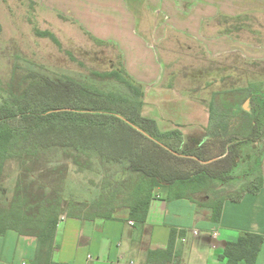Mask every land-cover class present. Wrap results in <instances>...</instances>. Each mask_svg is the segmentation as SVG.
Wrapping results in <instances>:
<instances>
[{"label":"trees","instance_id":"1","mask_svg":"<svg viewBox=\"0 0 264 264\" xmlns=\"http://www.w3.org/2000/svg\"><path fill=\"white\" fill-rule=\"evenodd\" d=\"M94 73L115 79L123 89L36 70L16 74L6 87L0 84V183L7 162L15 161L20 171L12 196L0 195V234L11 229L35 236L31 264H60L53 261L52 250L64 214L92 221L126 209L130 219L144 223L154 189L167 186L172 196L208 208L218 222L225 200L260 190L262 176L251 169L254 162L260 168L264 156V97L256 87L247 94L249 110L239 104L240 96L231 97L238 102L233 107L228 99L220 108L213 105L208 139L191 141L179 128L161 131L154 119L142 115V89L125 70L121 54L118 69ZM247 154L243 165L240 159ZM61 157L99 181L94 198L75 197L64 179ZM225 172L224 181H216ZM233 184L239 187L226 188ZM199 194L209 199L197 200ZM175 234L172 229L168 255ZM263 241L261 234L247 232L228 241L219 256L228 264H255Z\"/></svg>","mask_w":264,"mask_h":264},{"label":"crops","instance_id":"2","mask_svg":"<svg viewBox=\"0 0 264 264\" xmlns=\"http://www.w3.org/2000/svg\"><path fill=\"white\" fill-rule=\"evenodd\" d=\"M40 4L117 47L125 70L142 89L144 116L147 104L166 92L167 86L160 84L163 66L156 48L166 29L196 39L211 57L237 51L246 57L254 53V45L233 36V28L224 31L222 18L231 24L247 15L264 14V0H145V10L135 1L132 4L139 9L132 10L126 0H40ZM146 10L166 18L179 10V19L150 21V16L143 15ZM183 127L174 123V129ZM262 175L258 192L224 201L218 222L210 218L208 208L189 198L172 196L167 186L154 189L144 223L130 219L126 209L116 211L111 218L92 221L64 214L56 225L52 259L60 264H228L219 256L228 241L247 232L264 238V171ZM196 198L209 199L203 194ZM172 229L176 234L173 252L168 255ZM36 247L35 236L7 230L0 234V264H31ZM255 264H264V241Z\"/></svg>","mask_w":264,"mask_h":264},{"label":"rangeland","instance_id":"3","mask_svg":"<svg viewBox=\"0 0 264 264\" xmlns=\"http://www.w3.org/2000/svg\"><path fill=\"white\" fill-rule=\"evenodd\" d=\"M134 1L135 5H141L145 0H126L132 10H138L139 7L137 9L132 4ZM141 6L144 9V4ZM150 12L146 10L143 14L147 18L150 16V21L154 19L165 23L179 19L176 17L179 10L170 15L166 13L167 18L162 13L156 16ZM222 21L223 30L233 28V36L254 45V53L243 57L238 51L226 52L211 57L196 39L167 29L162 40L156 44L163 66L160 84H165L167 88H164V94L154 97L152 103L147 104L145 116L154 119L161 131L172 130L174 123L180 122L185 126L181 128L185 139H208L203 130L205 125L208 127L213 105L220 108L225 99L235 96L245 99L252 87L262 92L264 53L260 51L264 50V14L247 15L231 24L224 18ZM43 32L52 34L56 40ZM119 54L114 44L96 41L75 23L43 7L40 0H0V84L5 87L12 82L13 76L17 77L16 74L36 70L51 77L69 75L94 82L104 89H123L115 79H103L94 73L118 69ZM251 106L246 100L244 107ZM240 112L235 108V114ZM247 157L248 154L240 159V163L245 165ZM60 164L64 179L77 199L90 200L96 196L99 181L95 177L79 172L65 157L60 158ZM251 169L256 170L254 172L263 180L264 166L259 168L254 162ZM19 173L15 161L7 162L6 177L0 183L2 197L9 199L12 196ZM229 173L234 174L235 170ZM226 175L228 172L217 176L216 181L223 182ZM238 186L233 184L226 188L234 190Z\"/></svg>","mask_w":264,"mask_h":264},{"label":"flooded vegetation","instance_id":"4","mask_svg":"<svg viewBox=\"0 0 264 264\" xmlns=\"http://www.w3.org/2000/svg\"><path fill=\"white\" fill-rule=\"evenodd\" d=\"M262 94H263V97H264V88L262 89ZM227 99L230 100V102H232L231 105H230V106H232V107L235 106V104H238V102H236V100H237L236 98H234V99H233V98H227ZM243 100H244V102H240L239 104H240L241 106L244 107V104H245V101H246V100H248V101L250 102V97H246V98L243 99ZM224 101H225V100H224ZM249 109H250V108L248 107L247 110H249Z\"/></svg>","mask_w":264,"mask_h":264},{"label":"built area","instance_id":"5","mask_svg":"<svg viewBox=\"0 0 264 264\" xmlns=\"http://www.w3.org/2000/svg\"><path fill=\"white\" fill-rule=\"evenodd\" d=\"M198 232L195 230L194 231V234H197ZM214 235H215V233H214ZM20 264H26V262H21Z\"/></svg>","mask_w":264,"mask_h":264}]
</instances>
